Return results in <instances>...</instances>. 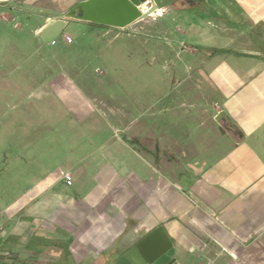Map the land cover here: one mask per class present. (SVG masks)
<instances>
[{"label": "crops", "instance_id": "1", "mask_svg": "<svg viewBox=\"0 0 264 264\" xmlns=\"http://www.w3.org/2000/svg\"><path fill=\"white\" fill-rule=\"evenodd\" d=\"M79 1L29 0L41 16L34 48L50 43L38 36L48 21L66 20L59 35L82 21L66 18ZM157 12L159 19L180 12L178 62L164 80L179 83L185 73L184 82L196 83L165 90L131 128L96 116L69 68L28 76L29 91L9 77L14 87L3 102L38 113L30 126L60 128L51 116L57 109L72 119L64 134L36 138L39 177L7 211L2 254L18 239L12 252L34 264H114L162 226L177 264H264V0H175ZM83 22L106 34L132 30L136 21L123 28ZM167 31L175 32L171 25ZM220 111L236 129L216 119Z\"/></svg>", "mask_w": 264, "mask_h": 264}, {"label": "rangeland", "instance_id": "2", "mask_svg": "<svg viewBox=\"0 0 264 264\" xmlns=\"http://www.w3.org/2000/svg\"><path fill=\"white\" fill-rule=\"evenodd\" d=\"M30 3L33 4L32 1ZM30 3L29 0H0L1 252L4 251L1 237L8 209L16 205L32 189L35 180L39 177L36 173L40 169L36 168V159H34L36 138L39 136L38 138L42 140L49 139L57 136L58 131L60 135L64 134L61 126L72 119L68 112L57 109L53 112L55 116L53 114L51 116L60 128L53 126L42 131L41 128L30 126L31 118L38 113L13 110L3 102V93L7 88L14 87L10 85L9 77L18 86L27 83L25 89L29 91L34 87H31L33 81H30L28 76L35 74L44 79L49 74L69 68L67 71L80 79L82 88L91 96L93 105L98 108L95 109L96 116L99 112V115L106 119L115 120L122 125L126 124L127 127H130L131 123L135 124L136 121L145 120L147 107L161 97L165 90L168 93L171 87L188 88L189 82L196 83L194 80L184 82L182 75L185 73L181 74L182 79L179 83L164 80L166 74L174 67V62L176 64L178 62L175 57L177 47L175 48L174 45L178 46V42L182 40L176 32V28H179L180 12H174L163 19H159L160 11L154 16L152 12L136 21L131 27L132 30L122 33L105 34L95 29H87L83 21L70 22L67 28L53 39V44L48 43V46L38 51L34 48L36 38L33 30L40 23L41 16ZM149 7L150 4H144L142 9ZM68 11H64L65 15ZM206 14L211 18L209 11ZM70 19L72 21V18ZM170 25L175 32L167 31V26ZM64 33L71 36L74 43L63 44L62 39L66 41ZM171 39L175 41L172 43L173 47L168 45ZM191 72L195 70L192 69ZM162 103L161 99L157 107ZM10 116L11 120H9ZM68 130L72 133L79 131L76 128ZM124 131L130 134V129ZM10 243L13 248L11 247V251L7 250L9 253L0 252V264L4 261L8 264H18L21 261L23 264H34V257L23 255L19 257L18 252H12L19 250L18 239H11Z\"/></svg>", "mask_w": 264, "mask_h": 264}, {"label": "water", "instance_id": "3", "mask_svg": "<svg viewBox=\"0 0 264 264\" xmlns=\"http://www.w3.org/2000/svg\"><path fill=\"white\" fill-rule=\"evenodd\" d=\"M173 1L175 0H81L70 10L67 17L123 28ZM148 2H152L150 7L142 9V5ZM76 10L78 13H75ZM65 24V19L48 21L40 29L39 39L42 42H51ZM216 119H223L236 129L223 111L218 113ZM114 264H177V262L171 240L164 228L157 226L124 251L115 259Z\"/></svg>", "mask_w": 264, "mask_h": 264}, {"label": "built area", "instance_id": "4", "mask_svg": "<svg viewBox=\"0 0 264 264\" xmlns=\"http://www.w3.org/2000/svg\"><path fill=\"white\" fill-rule=\"evenodd\" d=\"M64 38H65V40L68 41V42L71 41L70 37L67 36V35H65ZM50 43L53 44V43H54V40H52ZM64 180H65V183H66L67 185H70V184L72 183L71 176H70L69 173H65V174H64Z\"/></svg>", "mask_w": 264, "mask_h": 264}, {"label": "bare ground", "instance_id": "5", "mask_svg": "<svg viewBox=\"0 0 264 264\" xmlns=\"http://www.w3.org/2000/svg\"><path fill=\"white\" fill-rule=\"evenodd\" d=\"M143 6V5H142Z\"/></svg>", "mask_w": 264, "mask_h": 264}]
</instances>
